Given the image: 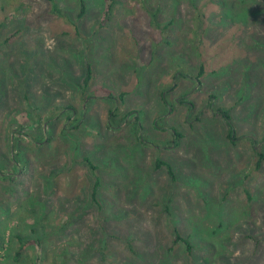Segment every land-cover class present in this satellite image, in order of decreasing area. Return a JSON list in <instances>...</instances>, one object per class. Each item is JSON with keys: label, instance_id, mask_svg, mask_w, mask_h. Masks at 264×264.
<instances>
[{"label": "rangeland", "instance_id": "374dc122", "mask_svg": "<svg viewBox=\"0 0 264 264\" xmlns=\"http://www.w3.org/2000/svg\"><path fill=\"white\" fill-rule=\"evenodd\" d=\"M84 1L0 0V264H264V0Z\"/></svg>", "mask_w": 264, "mask_h": 264}, {"label": "trees", "instance_id": "16d2710c", "mask_svg": "<svg viewBox=\"0 0 264 264\" xmlns=\"http://www.w3.org/2000/svg\"><path fill=\"white\" fill-rule=\"evenodd\" d=\"M112 3H113V1H111V2H109L108 4V7H107V12H111V9H112ZM85 13H86V4H85V1L84 0H81V11H80V14H79V18H83V16L85 15ZM202 74V73H201ZM200 74V75H201ZM91 80H92V68H91V66H88V68H87V72H86V78L84 79V85H83V88L84 89H87L88 87H89V85H90V83H91ZM173 88V87H172ZM124 97H125V94H121L120 96H115L113 93H111V92H106L105 93V95L103 96V98L104 99H107V100H110V101H112L113 103H115V104H117L119 101H124ZM162 98L164 99V96H162ZM179 103L180 104H183V105H187V103L184 101V99H182V100H180L179 101ZM191 109L193 108V105L192 104H189L188 105ZM65 110H68V108H66ZM65 110H63V111H65ZM62 112V111H61ZM64 113H66V117H67V120L69 121V120H71V119H73V116H74V114H75V110H69V111H65ZM216 113H218V115H221L222 116V118L225 120V122L227 123V125H228V127H229V130H228V135H227V137H228V139L230 140V141H234L235 140V130H234V128H233V126H232V123H231V118H230V113H229V111L227 110V111H225V110H223V111H219V110H217L216 111ZM141 112L139 113V112H132V113H128L126 116H125V118H128L129 116H132V115H134L135 116V120L137 121V123H138V121L140 120V117H141ZM125 118L123 119V120H125ZM37 123H40V121L41 120H35ZM159 123L157 122V125H158ZM77 126H78V124L77 125H75V124H73V123H70L69 125H68V128H77ZM174 134H175V136H176V138L177 139H179L180 140V138L182 137V135L177 131V130H175L174 129ZM23 137V136H26L27 137V135H21L20 134V137ZM49 140V139H48ZM15 141H17V144H19V139H15ZM177 144H178V142H177ZM254 150L256 151V153H257V156H258V158H257V166L258 167H261V165H262V163H263V161H264V154L262 153V152H260V150L259 149H256V148H254ZM16 160V162L18 163V164H21V163H23V158L22 159H20V158H18V159H15ZM86 160V162H90L88 159H85ZM91 164V163H90ZM0 166H1V159H0ZM162 167H166V169H167V171H168V173H169V175H170V177L171 178H175V174H174V171H173V167H172V165H170L169 163H166V162H164V161H161V160H158L157 161V168L159 169V168H162ZM1 169V168H0ZM99 185H100V183H99V181L96 183V185H95V188H94V191H93V196H92V199H93V201L95 202V203H98V188H99ZM32 202H34L32 199H31V201H29V206L30 207H32ZM36 202V201H35ZM33 207H34V205H33ZM45 209V208H44ZM47 216H49V215H47ZM41 218H43V216L41 217ZM37 221H40V219H39V217L37 218ZM39 223V222H38ZM34 232H35V230H33ZM48 234V233H47ZM49 235V234H48ZM17 238L20 240V247H19V249L18 250H16V253H15V261H18V260H20L21 258H22V256L24 255V253H25V249H26V245H27V242H25L22 238H21V236L20 235H17ZM40 243H41V240L39 241ZM174 243L175 244H179V243H183V244H185L186 245V247H187V249H188V251L190 252L191 251V249H192V245H191V243H190V241H189V238L188 237H183V236H181L180 234H177V236H176V238H175V241H174ZM108 247V245L104 248V249H106ZM103 249V250H104ZM103 259L104 260H106L107 258H106V256L103 254Z\"/></svg>", "mask_w": 264, "mask_h": 264}]
</instances>
